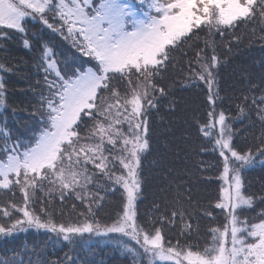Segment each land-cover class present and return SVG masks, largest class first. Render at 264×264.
<instances>
[{
	"label": "snow or ice",
	"instance_id": "6c2138e0",
	"mask_svg": "<svg viewBox=\"0 0 264 264\" xmlns=\"http://www.w3.org/2000/svg\"><path fill=\"white\" fill-rule=\"evenodd\" d=\"M29 25H41L79 55L62 66ZM255 26L264 39V0H0V52L12 42L27 52L39 45L36 126L26 139L0 126V237L34 229L69 249L56 261L38 256L36 264H76L75 249L93 236L114 241L131 264H264V207L257 210L264 191L247 192L243 177L264 158V88L250 84L231 113L218 81L222 60L241 40L238 31L252 28L255 35ZM15 63L0 59V108L7 106L4 74L16 71ZM170 69L181 86L204 90L200 151L217 161H201L200 169L215 171L219 184L206 206L193 201L190 183L177 184L142 216L149 120L177 82L162 83ZM253 113L250 127L258 125L259 135L238 148L234 122ZM116 193L115 207L105 211Z\"/></svg>",
	"mask_w": 264,
	"mask_h": 264
},
{
	"label": "trees",
	"instance_id": "16d2710c",
	"mask_svg": "<svg viewBox=\"0 0 264 264\" xmlns=\"http://www.w3.org/2000/svg\"><path fill=\"white\" fill-rule=\"evenodd\" d=\"M30 31L36 34L42 42L50 44L56 53V58L63 66L71 63L77 56L71 45L59 36L44 29L41 25L31 26ZM240 29L239 43L233 41L230 53L221 45L219 51L227 53L218 70L220 95L223 97L222 107L226 112L235 113V100L242 91H248L249 86L257 85L259 91L264 88V39H261L260 26ZM203 43V41H201ZM224 43H227L225 41ZM37 51L27 52L20 45L12 42L7 52H0V59L14 62L16 71L4 74L7 86V106L0 108V126H7L13 137L26 139L31 136L36 126V117L32 115L34 106H38V93L32 89L36 87L39 75L34 61ZM169 96L162 100L158 109H153L149 120L150 151L142 162L143 196L139 202L142 216L153 212V204L163 202L174 194L177 184L181 187L189 183L192 188L194 202L207 205L209 199L214 198L219 181L215 179L216 172L209 169L201 173L200 162L214 164L217 156L211 151L201 152L202 135L197 131V120L206 119V96L202 88L189 85L181 86L180 77L175 70H169L162 81L171 85ZM251 119L234 122L236 131L235 144L238 148H247L255 143V136L259 135L258 125ZM259 158L253 166L243 172L245 190L249 193L264 191V163ZM212 177L209 180L207 177ZM119 199V193L109 194L105 201V211H111ZM58 203V202H57ZM69 202V207H70ZM264 207L259 205L258 208ZM219 212V210H215ZM105 213H101L104 217ZM207 220H200L201 231ZM195 236L193 240H195ZM129 243H133L129 241ZM69 249L63 241L56 242L54 237L43 231L30 229L27 232L0 239V264L15 258L22 264H28L29 259L36 264L37 257L56 261L64 257ZM76 264H131L130 258L123 255L121 248L104 237L93 236L90 241L82 242L73 253Z\"/></svg>",
	"mask_w": 264,
	"mask_h": 264
},
{
	"label": "rangeland",
	"instance_id": "374dc122",
	"mask_svg": "<svg viewBox=\"0 0 264 264\" xmlns=\"http://www.w3.org/2000/svg\"><path fill=\"white\" fill-rule=\"evenodd\" d=\"M76 55L78 56L79 54H78V53H76ZM20 233H21V232H20ZM20 233H19V234H20ZM16 234H18V233H16ZM16 234H14V235H16ZM0 239H1V237H0Z\"/></svg>",
	"mask_w": 264,
	"mask_h": 264
}]
</instances>
